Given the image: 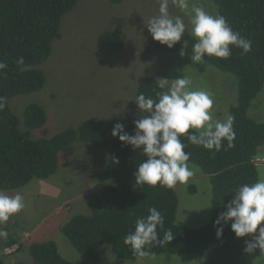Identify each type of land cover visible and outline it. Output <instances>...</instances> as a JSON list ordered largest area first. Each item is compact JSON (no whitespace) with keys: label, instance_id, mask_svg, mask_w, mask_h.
<instances>
[{"label":"trees","instance_id":"obj_1","mask_svg":"<svg viewBox=\"0 0 264 264\" xmlns=\"http://www.w3.org/2000/svg\"><path fill=\"white\" fill-rule=\"evenodd\" d=\"M211 1L234 31L251 40V51L243 54L242 49L230 45L231 55L226 59L207 55L203 58L209 65L237 77V102L228 111L235 118V139L233 147L225 150L224 140L221 150L215 151L181 137L187 145L185 151L190 153L188 163L197 165L208 176L212 190L210 220L200 227H188L176 222L178 198L174 188L159 183L136 185L133 173L146 159L142 148L134 149L112 135L118 122L133 134L135 125L130 118L87 119L76 128L49 135L46 111L38 103L28 104L22 119L14 113L9 105L13 96L43 87L44 73L37 66L50 55L52 41L60 36L61 17L77 0H0V60L7 63V68L0 72V96L7 100L6 107L0 111V189H18L32 179L49 178L57 170L59 153L76 140L101 147L109 155L107 164L92 175L102 187L88 204L90 213H75L60 227L61 234L79 254V262L65 259L55 241L47 240L28 246L36 263L112 264L100 258L99 249L104 242L110 243L118 258L135 259L138 256L124 243V237L135 230L138 217L149 214V207L157 208L164 217L163 229H157L159 237L162 239L164 232L171 229L174 239L163 246L156 243L146 246L148 255L199 254L203 264H252L256 259L259 249L252 254L243 250L250 236L236 237L229 222L223 224V235L218 239L219 226H214V221L219 213L226 211L225 205L233 198L235 188L258 179L254 157L258 147L264 145V122L256 121L247 112L264 85V0ZM142 34L152 47L165 53H180L183 41L187 40L185 51L192 55L195 40L187 25L182 41L171 48L154 40L146 26ZM96 45L103 55L113 56L123 50L124 40L117 32L106 30L99 34ZM18 57L24 58L23 64L15 63ZM157 80L151 75L139 76L135 97L143 93L155 99L156 92L162 91ZM135 106L138 109L136 103ZM33 130L38 132V137H32ZM2 230L8 236L5 245H14L6 223ZM0 264H5L1 256Z\"/></svg>","mask_w":264,"mask_h":264},{"label":"rangeland","instance_id":"obj_2","mask_svg":"<svg viewBox=\"0 0 264 264\" xmlns=\"http://www.w3.org/2000/svg\"><path fill=\"white\" fill-rule=\"evenodd\" d=\"M191 2L202 5L213 15L218 13L211 0ZM169 13L181 16L191 31L189 17L184 12L169 3ZM158 14V0H77L61 17L60 36L52 41L50 55L37 66L44 73L43 87L13 96L9 100L11 109L22 119L28 104L41 105L46 111L49 135L76 128L87 119L124 116L134 121L140 118L133 101L139 76L151 75L156 79L184 76L191 79L193 90L203 89L212 94L211 111L217 119L223 120L237 102V77L204 60L194 63L191 54L181 57L180 53H165L152 47L142 32L148 20ZM106 30H113L123 38L124 48L119 54L106 56L98 50L97 37ZM247 114L264 122V85L251 101ZM36 135L38 137L35 131L32 137ZM108 157L105 149L76 140L59 153L56 172L47 179H39L53 185L46 189L55 197L45 199L38 195L37 179L18 189L3 190L10 195L19 192L25 204L5 222L13 239L17 236L22 242L12 245L17 248L9 253L6 249L11 246L5 245L8 236L0 237V256L5 264H38L31 258L28 246L42 240L55 241L65 259L79 262V254L61 234L60 227L75 213H90L88 204L102 187L92 175L107 164ZM254 161L258 179L264 178V145L258 147ZM188 164L193 175L173 187L178 198L176 222L200 227L208 223L212 215L211 207L205 208L212 201L211 184L197 165ZM2 226L0 224V229ZM13 231L18 234L14 236ZM99 255L104 262L112 264H203L199 254L162 253L135 259L118 258L108 242L101 245ZM252 264H264V254L259 252Z\"/></svg>","mask_w":264,"mask_h":264},{"label":"clouds","instance_id":"obj_3","mask_svg":"<svg viewBox=\"0 0 264 264\" xmlns=\"http://www.w3.org/2000/svg\"><path fill=\"white\" fill-rule=\"evenodd\" d=\"M170 2L189 17L190 35L195 40L191 55L194 63L201 62L205 55L226 59L231 55L230 45L242 49L243 54L251 51V40L234 31L223 15H213L190 0H158L159 14L151 17L146 25L154 40L169 48L182 41L186 24L181 16L170 15ZM187 46L188 41L184 40L181 57L186 54ZM15 63L23 64L24 58L18 57ZM6 68L7 63L0 60V72ZM191 84V79L184 76L159 78L157 86L162 91L156 92L155 99L141 93L133 100L140 114V118L133 121L134 133L126 132L122 123L114 125L113 137L134 149L142 148L146 157L133 173L136 185L155 186L159 183L173 188L193 175L188 164L190 153L185 151L187 145L181 140L182 136H186L189 143L208 150L220 151L224 140L227 141L225 150L233 147L234 116L227 114L223 120L217 119L211 111L214 104L212 94L203 89L193 90ZM6 104V97L0 96V111ZM232 194L233 198L225 205L226 211L219 213L214 221V226H219L217 238L223 235V224L231 222L236 237H251L244 242L245 253L252 254L259 249L264 254V178L242 184ZM24 207L22 194L10 195L0 190V224ZM210 207L211 203L205 208ZM148 213L145 217H138L135 230L124 237V243L130 245L138 257L149 254L146 246L153 243L163 246L174 239L171 229L164 232L162 239L159 237L157 229H163L164 225L162 213L155 207H149ZM0 237L6 238L7 232L0 229Z\"/></svg>","mask_w":264,"mask_h":264},{"label":"crops","instance_id":"obj_4","mask_svg":"<svg viewBox=\"0 0 264 264\" xmlns=\"http://www.w3.org/2000/svg\"><path fill=\"white\" fill-rule=\"evenodd\" d=\"M32 181V180H31ZM53 185H47L46 182H43V180H39L37 179V187H38V195L43 196V198L47 199V198H52L55 197V194L52 192H50V189H46L47 187H52ZM47 197V198H46ZM14 236H16L18 234V232L16 233L15 231H13ZM15 238V243L14 244H22L21 240L16 236ZM18 238V239H17ZM43 241V240H42ZM39 241V242H42Z\"/></svg>","mask_w":264,"mask_h":264},{"label":"built area","instance_id":"obj_5","mask_svg":"<svg viewBox=\"0 0 264 264\" xmlns=\"http://www.w3.org/2000/svg\"><path fill=\"white\" fill-rule=\"evenodd\" d=\"M16 248H17V246H12L11 245V247L10 248H7L6 251L9 252V253H11V252L15 251Z\"/></svg>","mask_w":264,"mask_h":264}]
</instances>
